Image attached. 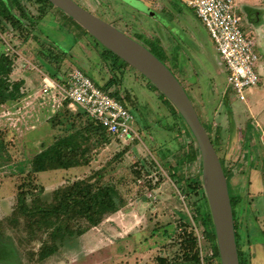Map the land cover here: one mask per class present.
<instances>
[{
  "label": "rangeland",
  "instance_id": "rangeland-1",
  "mask_svg": "<svg viewBox=\"0 0 264 264\" xmlns=\"http://www.w3.org/2000/svg\"><path fill=\"white\" fill-rule=\"evenodd\" d=\"M8 1L11 13L17 17L22 28L1 18L6 30L0 28V69L13 60L15 66L11 78L14 81L31 78L34 84H38L43 74L50 75L44 59L53 62L52 66L56 68L59 62L48 56L64 54L58 75L80 68L104 89H112L114 93L118 89L131 99L126 100V104L136 117L135 128L139 137L125 144L113 138L111 143L96 152L92 163L80 171L72 169L38 174L32 186H26L28 205L20 209L17 207L18 197L23 191L21 185L27 181L33 156L59 136L70 133L73 121L78 122L77 127L80 123L76 117H72L75 114L66 111L60 112L54 119L48 107L40 103L41 98L38 99L39 104L33 102L31 107L24 110L26 112L20 116L21 120L12 116L13 113L9 114L7 108L0 107V264H158L159 258L167 259L169 264H189L182 262V257L184 238L190 233L196 238L200 264H218L219 259L215 257L206 237L205 224L193 204L198 196L195 193L185 194L172 177V174L192 176L203 182L199 164H182L177 157L181 153L178 149L184 140V130L180 131L178 119L171 114L166 98L134 67L82 31L72 17L55 5L48 3L47 7L21 0L26 11L33 15L34 23H30L20 15L12 0ZM76 1L126 33L140 36V42L147 46H160L161 57L178 79L181 72L172 65L168 54L173 60L178 59L181 66L191 67L190 77L195 88L202 89L204 97L209 96V86L211 84L213 87L217 81L214 77H217V94L225 97L224 93L227 92L229 104L232 103L235 108L243 107L242 102L236 100L235 94L228 89L227 74L221 70L224 67L219 65L215 44L195 12L179 5L181 17H174L178 0ZM143 3L149 9L142 7ZM150 11L159 16V22ZM172 25L180 31L175 32ZM173 40V47L169 51ZM256 42L261 59L264 56V40L261 39L260 44ZM155 47L152 50L156 51ZM112 61L118 64L114 70ZM111 79L114 85L105 88ZM179 80L209 127L210 135L216 139L224 166L232 171L231 194L245 198L249 186L244 173L251 162L263 163L264 150L259 148L257 142H246L245 150H241L239 146L243 144V134L238 148L231 149L228 144L230 137H240V134L228 131L231 126L230 106L218 101L208 104L196 102L187 84L183 83L182 78ZM252 89L256 88L248 89L246 98L255 96ZM132 100L136 101L135 105L131 104ZM75 111L77 114L84 113L81 109ZM15 118L17 121L13 120ZM85 118H82V122ZM245 153L246 164L241 172L237 160L239 155L241 157ZM136 170L142 174L153 171V174L139 179ZM87 178L90 180L76 189V193L93 191L98 188L95 185L112 183L122 194L125 205L86 233L79 235L75 232L72 237L67 236L63 243L58 240L60 246L57 252L44 261L38 260L41 247L48 239L47 230L37 226L31 230L27 227L28 223L61 205L62 199L56 198L54 191L71 185L77 179ZM71 192L65 191L61 195L68 197ZM77 197L69 198L79 199ZM240 207L238 205L236 208L239 249L244 264H252V251L246 244L241 226ZM254 252H257L256 249Z\"/></svg>",
  "mask_w": 264,
  "mask_h": 264
},
{
  "label": "trees",
  "instance_id": "trees-1",
  "mask_svg": "<svg viewBox=\"0 0 264 264\" xmlns=\"http://www.w3.org/2000/svg\"><path fill=\"white\" fill-rule=\"evenodd\" d=\"M27 1H29L32 4H39L41 6H47V7L49 6L48 3L52 4L49 0H27ZM12 2L14 4L13 6L19 10L20 15L22 17L26 18L30 23L31 22L34 23V18H32L33 15H30L28 11H26L24 5L21 3V0H12ZM9 7H10V2L8 0H0V28L2 30H6L1 18H4L5 20L11 22L17 28H22L20 22H18L17 17L11 13ZM63 16H67V15L63 14ZM74 22L76 23L77 26H79V28H81L82 31L87 32L81 25L77 24L76 21ZM87 34L89 33L87 32ZM147 47L150 50H152L151 47L149 46ZM154 53L160 59L162 58L156 52ZM64 56H65L64 54H62V56L61 55L54 56L52 54L48 56L51 59H54L56 62H59L56 68L53 67L54 66V64H52L53 62L49 63L44 59L45 66L51 76L56 77L58 75L57 73L61 68V63L65 58ZM116 65L118 66L116 62H113L112 64L113 70L115 69ZM13 70H14L13 60L7 62L6 65H4L0 69V106L9 102L19 100L24 94L23 88L25 82L24 80L14 81L11 78V74ZM108 82L109 83H107V87L105 88H109L114 85L113 79L109 80ZM151 85L155 88V90L159 91L155 85H153L152 83ZM117 94H118L117 95L118 99L127 108H129V106L126 104V100L129 101L131 99L124 96L123 93H121L119 90ZM162 96H164L163 93ZM166 100L169 103L168 106L170 107L171 114L178 119V126L180 127V131L182 132L184 130L183 131L184 140L182 145H180L178 149V151L179 150L181 151L179 156L182 155L183 157H179L177 155L179 161H182V164H187V165L196 164L198 162L200 164V167H202L201 152L199 150V147L196 143L194 136L192 135L189 127L187 126L182 116L179 114L178 110L167 98ZM135 102L132 100L131 104L135 105ZM196 110L199 114L198 108ZM66 112L68 113V111ZM83 114L79 113L72 116V117H76V120L79 121L80 123L79 127H77L76 125L78 122L73 121L71 125V128L73 129L70 130L71 131L70 133L67 132L64 135L59 136L52 144L43 148L40 152L36 153L33 156V158L31 159L30 171L26 176L27 181L25 182V184L23 183L21 185V190L23 191H21L22 193H20L18 197V204H17L18 208L22 209L24 206L28 205L29 200L26 198V194H27L26 186L27 185L32 186L38 174L49 171H58V170L69 171L74 168L86 167L92 163L96 155V152L101 147L105 146L107 143H111V140L113 139V135L108 131V129L104 127L100 122L90 119L85 113ZM84 116L87 118H85L84 122H82L83 121L82 118ZM199 116L209 133V127L204 122L203 117L200 114ZM56 118L57 116H55L54 119ZM186 134H188V137L186 136ZM210 137L218 153L216 139L213 138L212 135H210ZM164 157L166 158L165 154ZM222 165L228 179L229 192L233 207L234 224H235V231H236V237L238 243L240 264H244L242 259V251H240L241 249H239L240 236L238 232V220L236 214V208L238 205L239 206L241 205L243 198L231 194L230 178L232 175V171L227 170L223 162ZM152 172L149 173L148 171L142 174L140 170L135 171L139 179H143L145 177L151 176V174H153ZM172 177L176 179L177 183L180 185L182 191L185 194L195 193V195L198 196L197 201H195L193 204L196 207V211L198 213L199 218L205 224L206 237L214 249L215 257L217 256L219 259L218 264H221L219 249L216 239L215 226L213 223L211 210L209 207L208 199L203 187L202 180H196L192 176L186 177L178 174L176 175L172 174ZM89 180L90 178L77 179L71 185L68 186L66 185V187L64 186L54 191V196L56 198L61 197L62 199L61 205L52 212H44V215L42 217H39L28 223L27 227L30 228L31 230L35 226H37L41 230H45V231L47 230L46 233L48 234V239L44 241L41 247L38 260L44 261L50 256H52L54 253H56L60 246L58 240H62L61 243H63L66 241L65 239L67 238V236L72 237L75 234V232H77V234L79 235L86 233L89 229H91V227L98 226L99 224H101V222L104 220L106 216L118 212L125 205V200L123 199L122 194L117 189V187L112 183H108L100 186L95 185L94 187H98V188L94 189L93 191L88 190V192L76 193V189L81 188V186L85 182H88ZM69 187L75 190L69 189ZM42 189L43 188L41 187V190ZM70 190H72V192L68 194V197H62L61 194H63V192L65 191L68 192ZM73 196L74 198L78 196L79 199L70 200L71 198L69 197H73ZM184 243H185V247H184L185 251L183 253L182 262L189 264H200L201 260L198 254V250L196 248V238H194L191 233L187 234V236L184 238ZM158 261H159L158 264H169V261L164 258H159Z\"/></svg>",
  "mask_w": 264,
  "mask_h": 264
},
{
  "label": "crops",
  "instance_id": "crops-1",
  "mask_svg": "<svg viewBox=\"0 0 264 264\" xmlns=\"http://www.w3.org/2000/svg\"><path fill=\"white\" fill-rule=\"evenodd\" d=\"M188 1L189 0L177 1L178 7L177 10H174L175 12L174 17H179V18L181 17V12L179 11L181 7H179V5L182 7L183 6L188 7L187 5ZM142 5L145 4L143 3ZM239 8L244 14V25L246 31L254 39L256 38L255 40L258 41L260 44L261 39L264 40V0H260L259 2H256V0H239ZM131 15H133V13H131ZM153 15L157 18V22H159L160 21L158 19L159 16H156L155 14ZM153 15L152 17H154ZM133 16L135 17L136 15L134 14ZM158 25H160V23ZM172 26L175 32L180 31L175 27V25ZM157 28L158 30H161L159 26H157ZM122 30L126 33L124 29ZM171 30L174 31L173 29ZM127 34L140 42L139 40L140 36L138 35L134 36L129 33ZM141 43L144 44L143 42ZM173 43L174 40L173 42L170 43L171 46L168 49L169 51L173 47ZM144 45L147 46L146 44ZM155 45L157 46V44ZM155 45L151 46V48L154 49ZM158 48H160V46H157V48L155 47L156 51L155 50L153 51L161 56L162 53L160 54V50ZM215 51L217 54L219 65L224 67V69L221 70L225 71L227 74V87L228 89L230 88L229 90H231L233 94H235L232 88L229 86L228 73L225 64L221 60L216 47H215ZM263 57L261 56V59L257 66L258 73L260 74L262 80L258 86L253 87L256 88L255 90L252 89L253 94L255 96L252 98L247 97L245 101H240L235 95V99L242 102L243 104L242 108H235L232 105V103L230 104L228 103L229 100L227 97L228 95L227 92L224 93V95H226L225 97L223 95L222 97H220L217 94L216 88L219 86L217 77H214L215 80L217 81L215 82V84H213V87L210 84L209 86L210 89H208L207 91L209 96L206 98L203 96L204 94L202 89L200 90L198 88H195L196 85L194 84V81H192L190 77L192 71L190 70L191 67L190 69H188L185 66L184 67L181 66L178 62L179 61L178 59L177 61L176 59L173 60V58H171L170 55L168 54V58L171 60L172 65H175V68L177 67L176 69L181 72L179 76L180 78H182L183 83L187 84V86L189 87L193 99L196 102L198 103L200 102L201 104H205V103L208 104V102L210 101L211 102L218 101L220 103H226L228 106L231 107V108L229 107L228 110L231 121V126L228 129V131L229 132L231 131V133L237 135L240 134V137L239 136H235L233 138L230 137L228 144L230 143L231 149H237L238 145H240V141L243 140V144H242L243 147L239 146L241 150H245L246 142L248 144H253L252 142H257L260 145L259 148L264 150V59ZM161 59L163 60V58ZM63 77H64V73L62 75H57V77H53L49 74L46 75L43 74V77H41V80H39L40 81L38 83L39 85L37 83L34 84L31 78L21 79L24 80L25 82L23 88L24 94L21 97V99L6 103L0 107L7 108L9 114L13 113L12 116L15 115L19 117L18 120H21L20 116L22 115L23 112H26L24 110L28 109V107H31V103L33 102H35V104L38 103V99L41 98L39 100L40 103L42 104L43 107H48L51 116H53L54 118L55 116H58L59 113L62 111H68L76 115L77 114L76 111L69 105V102L62 99L63 95L60 89H58V87L56 88L48 87V84L50 83L60 84L62 81L61 79ZM115 92L117 93L118 89H115ZM16 118L13 120L17 121ZM251 126L252 128H250ZM241 134L244 135L242 140H241ZM245 156L246 153L241 155V157L239 155L237 160V166L239 167V169H241V172L246 164ZM262 157H263V163L261 165L251 162L248 171L244 173V175L247 177L248 180L249 188L247 189L249 190L247 192L248 195L245 198H243L240 207V221L242 224L241 226H243L242 228L245 233L246 244L248 245V247L251 248V249L249 248L250 252L252 251L251 252L252 264H264V156ZM196 164L199 163L197 162ZM81 169L82 168H74L73 170L80 171ZM255 249L257 251L256 253L258 254L254 252Z\"/></svg>",
  "mask_w": 264,
  "mask_h": 264
},
{
  "label": "water",
  "instance_id": "water-1",
  "mask_svg": "<svg viewBox=\"0 0 264 264\" xmlns=\"http://www.w3.org/2000/svg\"><path fill=\"white\" fill-rule=\"evenodd\" d=\"M92 37L134 67L174 105L201 152L203 187L215 226L221 264H240L228 179L213 141L182 83L147 46L102 19L76 0H49Z\"/></svg>",
  "mask_w": 264,
  "mask_h": 264
},
{
  "label": "built area",
  "instance_id": "built-area-1",
  "mask_svg": "<svg viewBox=\"0 0 264 264\" xmlns=\"http://www.w3.org/2000/svg\"><path fill=\"white\" fill-rule=\"evenodd\" d=\"M187 5L208 30L225 64L229 86L240 101H245L246 91L258 86L262 79L257 70V43L245 29L239 0H189ZM61 80L48 87H58L62 99L74 110L81 109L124 144L139 137L136 117L117 93L105 90L80 68L71 69Z\"/></svg>",
  "mask_w": 264,
  "mask_h": 264
},
{
  "label": "flooded vegetation",
  "instance_id": "flooded-vegetation-1",
  "mask_svg": "<svg viewBox=\"0 0 264 264\" xmlns=\"http://www.w3.org/2000/svg\"><path fill=\"white\" fill-rule=\"evenodd\" d=\"M79 3V2H78ZM79 4H81V3H79ZM82 5V4H81ZM142 5V4H141ZM83 6V5H82ZM83 7H85V6H83ZM142 7H146L145 5H142ZM85 8H87V7H85ZM87 9H89V8H87ZM90 10V9H89ZM91 11V10H90ZM151 12V11H150ZM152 13V12H151ZM247 14V13H246ZM113 24V23H112ZM113 25H115V24H113ZM116 27H118L117 25H115ZM119 28V27H118ZM120 29V28H119ZM122 30V29H121ZM123 31V30H122ZM257 43V42H256Z\"/></svg>",
  "mask_w": 264,
  "mask_h": 264
}]
</instances>
